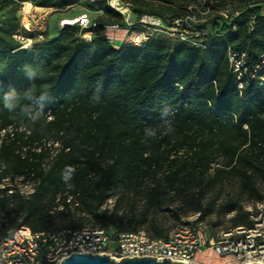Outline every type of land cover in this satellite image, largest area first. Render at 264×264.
Here are the masks:
<instances>
[{
	"label": "trees",
	"instance_id": "16d2710c",
	"mask_svg": "<svg viewBox=\"0 0 264 264\" xmlns=\"http://www.w3.org/2000/svg\"><path fill=\"white\" fill-rule=\"evenodd\" d=\"M186 1L183 12L136 6L135 14L166 22L190 11L201 18L199 11L217 0ZM239 1L246 12L216 17L228 22L226 29L195 25L205 32L199 45L155 33L143 46L112 47L104 26L124 20L108 6L104 12L113 19L90 28L65 25L26 47L15 33L0 32V210L8 216L15 204L21 211L11 228L0 223V237L19 226L51 232L84 226L68 211L69 198L99 221L92 226L114 223L99 211L112 190L137 186L151 174L147 201L158 205L166 189L201 182L220 154L226 167L216 174L238 168L246 183L255 173L264 177V85L245 77L239 90L228 63L229 52H244L249 70L259 62L264 0ZM49 132L59 134L58 147L45 142ZM181 149L187 159L176 155ZM6 177L31 183L32 190L22 193L4 184ZM195 208L202 218L206 209ZM249 213L232 227L250 225ZM143 221L130 217L125 231ZM153 230L152 236L168 235L154 224Z\"/></svg>",
	"mask_w": 264,
	"mask_h": 264
},
{
	"label": "rangeland",
	"instance_id": "374dc122",
	"mask_svg": "<svg viewBox=\"0 0 264 264\" xmlns=\"http://www.w3.org/2000/svg\"><path fill=\"white\" fill-rule=\"evenodd\" d=\"M1 1L6 2L4 7H0V32H12L15 33L14 35H19L20 37L14 36V38L23 47L29 46L34 41L49 39L56 35L61 28L60 21L63 18H71L80 13H86L95 22L98 19H113L109 13L104 12V8L107 6L119 14L124 11L121 5L128 6L133 14H135L136 6L156 8L169 14L172 10L183 12L187 7L185 5L189 4L186 0H97L96 2L92 0H46L47 2L39 0L41 5L31 0L22 2L21 5L19 4L20 0H0V3ZM44 3L48 6L43 5ZM195 3L201 5L202 0H195ZM213 6L211 10L209 9L200 15V23L202 22L206 27L209 26L212 31L220 26L226 29L228 25V22L218 20L216 18L218 15L227 16V19H230L238 12L247 11L239 0H217ZM260 8L264 9V3L260 5L258 12L263 11ZM24 25H27L28 29L25 28L24 30ZM79 32L82 33L79 30L76 33ZM161 34L164 37L166 35L157 32V35ZM82 36L86 40L90 38L89 33H83ZM29 39H31L30 42ZM58 136L59 134L49 132L45 136V142L53 143L54 147H58ZM172 155L175 153L173 152ZM176 155L180 157V160L188 158L184 149L179 150ZM217 167H226L225 158L222 154L216 157L201 182H198L197 179H191L185 182L183 186L166 189L163 193L162 202L158 205L148 204L149 187L155 183V180L153 175L146 174L137 186L112 190L99 211L106 210L109 220L117 223L122 230H126L128 227L130 217L140 218L143 216L144 221L140 227L154 233V224L162 229L165 234H169L181 216L197 210L195 206L200 204L206 209L201 214V221L208 234L216 238L231 228L235 220L244 223L249 211L255 210L258 206L264 207V177L255 173L251 177L253 183H246L238 168L224 170L216 174ZM161 172L159 169L158 175ZM247 173H253L251 167H248ZM3 183L17 187L22 193H29L32 190L31 183H24L20 178L11 180L6 177ZM68 201V211L76 220L81 218L82 225L99 224L92 213L82 207L78 201L73 200V198H69ZM61 208L60 204L55 208L53 207L51 212ZM9 209L10 214L8 216L0 210V223H4L3 227L6 228H11L13 223L21 217V211L17 205L10 204Z\"/></svg>",
	"mask_w": 264,
	"mask_h": 264
},
{
	"label": "built area",
	"instance_id": "2783aa9c",
	"mask_svg": "<svg viewBox=\"0 0 264 264\" xmlns=\"http://www.w3.org/2000/svg\"><path fill=\"white\" fill-rule=\"evenodd\" d=\"M121 6L124 23L104 26L105 38L112 47L143 46L157 32L199 45L196 38L205 34L195 26L200 18L193 12L165 22L149 13L137 16L128 6ZM188 8L191 10L192 6ZM60 25L90 28L96 23L86 13H80L63 18ZM228 63L239 90L245 77L264 85V53L251 70L246 66L244 52H229ZM249 219L250 225L231 227L216 238L208 234L199 211L181 216L166 237L152 236L144 227L125 231L116 223L66 227L57 232L19 226L9 236L0 237V264H59L71 253L108 255L115 260L148 256L187 264L264 263V207L250 211Z\"/></svg>",
	"mask_w": 264,
	"mask_h": 264
},
{
	"label": "water",
	"instance_id": "95a60500",
	"mask_svg": "<svg viewBox=\"0 0 264 264\" xmlns=\"http://www.w3.org/2000/svg\"><path fill=\"white\" fill-rule=\"evenodd\" d=\"M59 264H187L181 261H171L169 258L157 260L155 257L148 256H130L115 260L108 255L89 254V253H71L63 258ZM246 264H264V263H246Z\"/></svg>",
	"mask_w": 264,
	"mask_h": 264
}]
</instances>
